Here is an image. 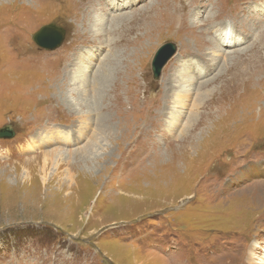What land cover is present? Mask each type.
<instances>
[{
    "label": "rangeland",
    "instance_id": "1",
    "mask_svg": "<svg viewBox=\"0 0 264 264\" xmlns=\"http://www.w3.org/2000/svg\"><path fill=\"white\" fill-rule=\"evenodd\" d=\"M94 1L0 0V264H264V0Z\"/></svg>",
    "mask_w": 264,
    "mask_h": 264
},
{
    "label": "water",
    "instance_id": "2",
    "mask_svg": "<svg viewBox=\"0 0 264 264\" xmlns=\"http://www.w3.org/2000/svg\"><path fill=\"white\" fill-rule=\"evenodd\" d=\"M65 31L55 24L41 26L33 35V42L42 49L54 50L58 48L64 40ZM176 52V45L171 42L162 44L155 52L151 61V71L154 79L160 77L162 68L166 62ZM15 132L12 126L7 125L0 128V138L10 139Z\"/></svg>",
    "mask_w": 264,
    "mask_h": 264
},
{
    "label": "bare ground",
    "instance_id": "3",
    "mask_svg": "<svg viewBox=\"0 0 264 264\" xmlns=\"http://www.w3.org/2000/svg\"><path fill=\"white\" fill-rule=\"evenodd\" d=\"M58 1V3L59 4H61V3H63V2H68L69 4V6H68V8H67V10H70V11H72V14L73 15H75V13H76V10L77 9H79L80 7H82V6H84L85 7V9H86V13L87 12H89V14H90V12H92L93 11V7H94V3H95V1L94 0H57ZM87 6V7H86ZM78 13V12H77ZM79 14V13H78ZM88 14V15H89ZM124 14H119V15H117V16H112L111 17V23L113 24V22H115L116 23V21H118V24L121 22V20L119 21V16H123ZM88 26H90V29H92L93 28V26L95 25V21L93 20V16L92 17H90V15L88 16ZM116 18H118V19H116ZM121 19V18H120ZM126 19V18H125ZM88 30V29H87ZM132 30V29H131ZM123 31V30H122ZM123 33V32H122ZM121 33V34H122ZM31 36H32V34H31ZM65 36V35H64ZM122 37V36H121ZM77 39V38H76ZM120 39V38H119ZM127 39V38H126ZM134 41V40H133ZM135 42V41H134ZM122 44V43H121ZM60 61V60H59ZM58 61V62H59ZM50 62L47 60L46 61V64H49ZM57 67V66H56ZM55 67V68H56ZM57 70H58V74H56L55 72V79H56V84L57 85H59V83H58V76H60V74H61V72H60V69L59 68H56ZM65 75H67V74H69V73H64ZM56 84L54 85V87H56ZM86 85V83L84 84V86ZM50 87V86H49ZM57 89H58V92L59 91H61V90H59L60 89V87L58 86L57 87ZM72 89H74V90H72L73 92H75L77 89H78V87L77 88H72ZM69 91H71V89L69 90ZM84 91H86V90H84ZM61 94H62V92H61ZM215 112L216 111H214V110H210L208 113H207V118L208 119H212L213 117H214V114H215ZM213 120V119H212ZM213 146V144H212V142H210V145H209V147H212ZM83 149V148H82ZM82 149H81V151H82ZM262 197H264V196H262ZM262 249V248H261ZM261 249H260V251H261ZM110 256V255H109ZM221 257H223V256H221ZM264 260V256L262 257L261 256V258L259 259L258 258V260H255V261H260V262H264L263 261Z\"/></svg>",
    "mask_w": 264,
    "mask_h": 264
}]
</instances>
